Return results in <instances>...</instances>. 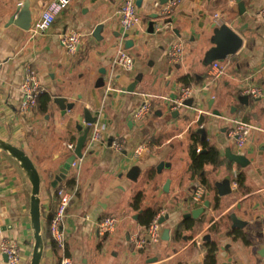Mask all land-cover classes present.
Wrapping results in <instances>:
<instances>
[{"label":"crops","instance_id":"1","mask_svg":"<svg viewBox=\"0 0 264 264\" xmlns=\"http://www.w3.org/2000/svg\"><path fill=\"white\" fill-rule=\"evenodd\" d=\"M50 1L0 0V59L5 61L0 70V137L21 147L43 180L40 197L48 233L41 264H56L63 255L71 256L75 264H201L209 241L217 244V264H264V253H259L264 249V94L258 99L249 97L248 104L238 100L248 83L264 90V17L259 14L264 0H242L243 14L235 0H181L169 17L162 18L157 5L161 0H144L138 7L143 19L129 33L135 41L131 49L124 48L123 36L115 35L124 33L120 23L123 0H73L49 28L38 31L35 26ZM26 2L33 15L31 29L8 25L17 6ZM154 12L161 19L152 34L148 23ZM170 18L172 22L163 23ZM224 23L238 31L244 44L224 60L226 74L211 82V64L204 65L203 59L212 45L214 25ZM97 25H104L101 40L92 34ZM70 29L84 35L74 55L59 41V35ZM176 40L183 42L185 51L181 61L172 64L166 53ZM121 48L135 58L133 72L113 67ZM26 63L38 70L51 100L45 104L42 96L30 113L22 115L20 85ZM102 68L106 69L105 85L106 78L112 77L115 90L107 92L105 86H96ZM140 71L143 79L131 93L127 87ZM186 75L195 80L189 86L200 89L196 106H182L173 115L177 110L171 108L170 100L185 86L179 79ZM145 95L151 96L153 111L138 121L132 114ZM55 96L66 97L75 108L63 115L53 102ZM210 98H214L211 109ZM86 108L99 116L97 122L103 126L106 139L90 143L91 129L76 174L67 176L77 185V194L67 212V243L61 249L49 231L57 208V187L51 183L72 154L68 143L76 142L83 132L78 124L87 126ZM214 109L223 112L222 116L213 114ZM201 117L204 121L199 125ZM229 119L250 121L258 127L241 152L250 160L245 168L225 157L228 147L240 153L227 137ZM200 127L207 132L204 140L221 156L218 165H205L206 185L190 170L191 137ZM117 135L127 139L120 152L109 145ZM144 140L150 143L149 151L135 158L133 149ZM197 147L204 149L202 144ZM161 162L172 166L158 171ZM135 165L141 169L136 181L127 177ZM235 170L244 174L243 184L232 185L233 193L220 197L215 183L227 175L233 181ZM167 179H171L169 192L163 189ZM61 184H67L66 180L57 186ZM200 185L205 187L204 202L209 200L210 207L197 220L184 218L195 208L192 196ZM30 195L29 179L14 159L0 150V244L3 239H16L23 252L21 264H30L33 252ZM148 207L169 214L162 235L169 227L171 239L137 248L132 239L145 233L147 226L140 224L139 217ZM233 212L247 222L243 228L232 229ZM104 216L119 218L116 231L105 236L97 227ZM0 264H9L1 249Z\"/></svg>","mask_w":264,"mask_h":264},{"label":"built area","instance_id":"2","mask_svg":"<svg viewBox=\"0 0 264 264\" xmlns=\"http://www.w3.org/2000/svg\"><path fill=\"white\" fill-rule=\"evenodd\" d=\"M73 0H52L45 7L41 20L36 24V30H45L49 28L55 21L56 17L63 11V9L69 5ZM181 0H168L164 4H157L159 7V14L162 17H169L173 11L178 7ZM259 14L264 17V7L259 11ZM143 18L139 13L136 0H123L120 8V23L125 33H130L132 30L140 25ZM84 35L78 30L70 29L65 30L59 35V41L66 52L69 55L77 53ZM185 47L182 41H174L167 49V59L170 63L175 64L181 61L184 57ZM5 61L0 59V70L3 67ZM113 67L123 72H133L135 70V58L125 49L121 48L118 51V55L113 59ZM227 65L224 61H215L209 68L210 81H216L226 74ZM31 63L24 65L23 81L20 85L22 92V98L19 104V111L22 115H27L32 111L39 102L41 94L46 88L43 87L39 74ZM106 91L115 90V85L112 81V77L106 78ZM200 89L196 86H181L178 94L171 99V108L177 110L183 106V102L188 98L197 97ZM242 94L248 95L253 99H258L263 96L264 90L261 86L248 83L242 90ZM135 110L134 118L138 121H143L152 111L153 103L150 95H145ZM230 125L227 128V137L229 141L238 149L241 153L246 150L251 134L258 127L250 121L240 119H229ZM90 143L103 141L106 138L103 134V126L96 122L91 124ZM76 142H70L67 148L73 153ZM110 147L115 151H123L127 146V139L124 136L117 135L111 138L109 141ZM150 143L148 140L141 141L133 149V156L135 158L142 157L149 150ZM202 148L197 147V151L200 152ZM82 158L76 157L71 164L70 175L76 174L77 169ZM239 172H233V187H237L239 184ZM77 194V185L61 184L55 189V195L57 198V208L49 223L50 235L52 239L57 243L58 247L64 249L67 243V231L65 229V220L70 203ZM205 187L203 185L198 186L192 196V203L198 205L204 204ZM165 215L164 211L158 212L156 217L147 225L145 233L143 235L135 236L132 239V243L137 248H144L149 244H156L162 239L163 224L160 223L161 217ZM119 223V218L116 216H104L98 223V231L101 235L105 236L116 231ZM0 249L7 255L9 264H21L22 263V249L19 242L16 239H3L0 244ZM56 264H75L74 259L71 256H61ZM204 264V263H201Z\"/></svg>","mask_w":264,"mask_h":264},{"label":"water","instance_id":"3","mask_svg":"<svg viewBox=\"0 0 264 264\" xmlns=\"http://www.w3.org/2000/svg\"><path fill=\"white\" fill-rule=\"evenodd\" d=\"M144 0H136V4L138 7H141ZM168 0H161L160 3L164 4ZM240 7V12L243 14L245 12V3L242 2V0H235ZM32 12L30 9L29 2L23 3L21 5H18L13 15L10 16L8 25L15 24L18 27H20L23 31H29L32 26ZM151 21H149L148 25V32L149 33H155L156 26L158 24V20H160V16L157 12H154L150 15ZM173 19L169 20H163V23L172 22ZM104 29V25H97L93 31V37H95L97 40L103 39L102 31ZM116 36H123L124 41V48L125 49H131L135 45L134 39L130 38L129 33H116ZM211 47L205 52L203 63L204 65L208 66L212 64L215 61H224L229 56L236 54L244 44V38L233 29L229 24L224 23L221 25H214L213 34L211 36ZM101 75L96 83L97 87H103L105 86V74L106 69L102 68L100 70ZM143 72H138L134 76V79L131 81V83L128 85L127 90L131 93L136 92L135 89L138 86V84L143 79ZM238 100L241 103L248 104L249 103V96L248 95H242L238 97ZM53 102L60 107V110L62 114H66L67 111L73 110L75 108L74 102H69L68 99L64 96H55L53 99ZM197 99L195 98H188L183 102V106L185 107H195L196 106ZM214 103V98H210L208 100V107L209 109L212 108ZM235 111V107H232V113ZM84 122L87 124L86 127L81 126L78 124L79 131H83L82 134L77 138L75 149L73 153L68 156L65 160V163L60 167L59 173L55 175L51 185L53 188H56L57 185L66 180L70 170H71V164L75 160L76 157L82 158L83 157V151L87 144L89 133L91 130V124L96 123L99 120L98 115H94L92 111L88 108L84 109ZM178 114L179 111H175L173 115ZM221 111L214 109L213 114L222 116ZM135 114V111L132 115ZM130 124H132V121H130ZM84 127V128H83ZM198 133L201 134V138L204 140L207 138V132L204 127H200L197 130ZM111 140V139H110ZM0 150L6 152L10 157L16 161V163L19 165V167L22 169V171L25 173L26 177L29 179L31 183V195H30V218H31V229H32V235H33V252L30 264H41L43 256L45 254V240L43 237V222H42V205H41V187H42V178L40 175V172L35 165L33 159L19 146L11 143L8 140H5L0 137ZM225 157L231 161L232 163H235L239 165L240 167H246L249 166L250 160L248 157L242 153H236L233 151L231 147L226 148L225 150ZM170 167L172 166L170 163L161 162L159 163L157 169L158 171H161L164 167ZM141 169L139 165L133 166L128 174L127 177L131 180L136 181L137 178H139ZM171 179H167L164 185V191L169 192ZM215 188L217 190V194L220 197H224L227 195H230L233 193L234 189L232 187V179L230 175H227L224 179L221 181H217L215 183ZM210 201L205 200L204 204L201 206H198L197 203H194L195 208L192 209L189 213H187L184 218H193L194 220L199 219L202 214H204L205 210L210 207ZM142 210L139 212L141 213ZM139 213L135 215V219L138 220ZM230 218L232 220V229L235 228H243L247 222L240 219L234 212L230 213ZM169 219V214L164 215L161 217V224H165L166 221ZM170 232L171 229L165 228L163 231L162 239L163 240H169L170 238ZM206 239H209V236L206 237ZM260 254L264 253V249H261L259 252ZM5 257L7 259V255L5 254ZM153 261H156L157 258L152 259ZM222 264H229V263H222Z\"/></svg>","mask_w":264,"mask_h":264},{"label":"trees","instance_id":"4","mask_svg":"<svg viewBox=\"0 0 264 264\" xmlns=\"http://www.w3.org/2000/svg\"><path fill=\"white\" fill-rule=\"evenodd\" d=\"M179 80L184 85H190L191 83L195 81L194 78L189 75L182 76ZM42 96L46 97L45 104L51 100V96L45 91L41 94L40 98ZM47 108L48 107L46 105L43 106L44 110H46ZM203 121H204L203 117H201L199 119V125H202ZM191 139H192V145L190 147V156H191L190 170L193 176L199 177L202 183L206 185L207 180L205 178V174L203 173L204 167H206L205 165L206 164L218 165L221 161V156H220L219 151L216 149V147L210 145L208 140L202 141L200 139V135L197 132L194 131L192 133ZM198 144H202L204 148L200 152L197 151ZM238 180H239V185H242L244 182V174L242 172L239 173ZM66 183L68 185H71L73 183V179L67 177ZM159 211H160V208H153V207L146 208L139 217L140 224L147 226L152 221V219L156 217ZM42 216H43V212H42ZM42 221L44 225L43 237L45 240L47 236L46 234L48 233V229H47V224L45 222L44 216L42 217ZM205 246H207V251L204 257V264H217V259H218L217 258V249H218L217 244L215 242L209 241L205 243ZM56 247H58V245Z\"/></svg>","mask_w":264,"mask_h":264},{"label":"rangeland","instance_id":"5","mask_svg":"<svg viewBox=\"0 0 264 264\" xmlns=\"http://www.w3.org/2000/svg\"><path fill=\"white\" fill-rule=\"evenodd\" d=\"M148 151H149V150H148ZM148 151H147V152H148ZM147 152H146V153H147Z\"/></svg>","mask_w":264,"mask_h":264}]
</instances>
